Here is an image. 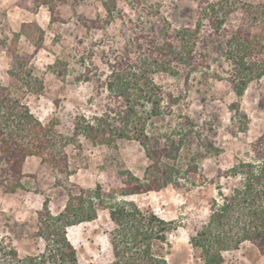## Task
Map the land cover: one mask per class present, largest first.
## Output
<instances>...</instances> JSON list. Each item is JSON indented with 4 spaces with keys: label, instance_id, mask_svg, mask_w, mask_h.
Returning <instances> with one entry per match:
<instances>
[{
    "label": "trees",
    "instance_id": "16d2710c",
    "mask_svg": "<svg viewBox=\"0 0 264 264\" xmlns=\"http://www.w3.org/2000/svg\"><path fill=\"white\" fill-rule=\"evenodd\" d=\"M197 11L195 22L176 28L163 20L154 28L130 29L132 34L124 33L123 50L112 49L103 61L104 70L90 53L93 50L77 55L83 68L80 81L92 82L97 92L106 91L109 99L92 116L76 114L70 137L55 125L44 124L25 101L29 92L41 93L45 82L32 64L34 55L19 50V32L2 28L0 22L5 33L0 45L9 57L10 79L8 85L0 80V186L12 193L24 189V179L32 176L24 173V163L37 156L42 167L65 176L66 183L61 185L67 195L63 210L57 213L51 211L50 196H45L32 235L43 242L38 252L22 255L13 236L0 229V264H80L69 228L96 220L100 211L107 212L113 225L107 232L112 253L107 264H169V236L176 230L173 221L132 198L168 186L188 193L196 189L200 202L207 204V219L188 238L204 264H223L225 252L244 244L264 255V134L245 141L232 165L226 170L219 168L216 176L208 178L200 161L223 152L202 134L213 125L199 124L180 101L182 92L158 84L149 72L157 67L159 72L181 76L189 83L205 60L200 62L198 48L204 45L208 49L224 41L226 57L233 66L228 81L236 94L242 95L249 83L264 77V0H200ZM192 13L188 17L193 18ZM235 13L241 14L242 22L224 26L233 22ZM98 21L102 19L90 22ZM69 65L68 60L57 57L49 68L61 78ZM81 136L114 150L120 139L137 141L150 161L143 176L117 168L124 184L121 192L106 190L101 184L85 188L72 183L70 176L75 170L67 146L74 144L80 149Z\"/></svg>",
    "mask_w": 264,
    "mask_h": 264
},
{
    "label": "rangeland",
    "instance_id": "374dc122",
    "mask_svg": "<svg viewBox=\"0 0 264 264\" xmlns=\"http://www.w3.org/2000/svg\"><path fill=\"white\" fill-rule=\"evenodd\" d=\"M199 1L0 0L2 28L19 32V50L34 55L32 64L45 82L41 93L29 92L25 101L44 124L55 125L58 131L70 137L76 114L92 116L100 112L109 99L107 92L98 93L92 82L80 81L83 68L78 56L88 49L93 50L90 53L94 54L100 70H104L103 61L112 49L123 50L124 33L132 34L131 30L139 31L142 26L154 28L163 20L173 28L195 22L199 16ZM47 2L51 3L53 12ZM192 11L193 18L188 17ZM111 12L113 16L109 14ZM100 18L101 22H90ZM233 19L224 26L242 22L240 13H235ZM4 35L0 28V40ZM132 46L134 48V44ZM225 47L224 41L215 42L208 49L201 45L197 55L200 62L205 60L189 83L181 76L159 72L157 67L149 70L158 84L176 93L182 92L180 101L199 124L213 125L211 131L202 134L221 146L223 152L218 157L208 155L200 161L202 172L208 178L216 176L219 168L228 169L245 141L250 142L264 134V77L252 81L242 95H237L228 81L233 66L226 57ZM57 57L70 62L67 74L61 78L49 68ZM8 68V54L0 45V80L6 85L10 84ZM78 140L80 149L74 144L67 146L75 170L70 181L85 188L101 184L106 190L121 192L124 184L116 173L117 168L129 169L141 177L150 162L143 147L135 140H118L117 150L104 144H93L84 136ZM23 171L32 175L24 179V189L12 193L5 192L0 186V229L13 236L19 252L25 255L43 248L42 240L32 238V235L37 230L38 211L42 210L45 196H50L51 211L57 213L63 210L67 195L61 185L66 183L65 176L50 167H42L39 157H28ZM197 195L196 189L188 193L168 186L160 191L132 196L141 206L173 221L176 230L169 236V264H204L188 239L208 216L207 204L200 202ZM112 226L107 212L100 211L96 220L69 228L80 264H107L110 261L112 253L107 232ZM224 257L223 264H264V255L251 244L227 251Z\"/></svg>",
    "mask_w": 264,
    "mask_h": 264
}]
</instances>
